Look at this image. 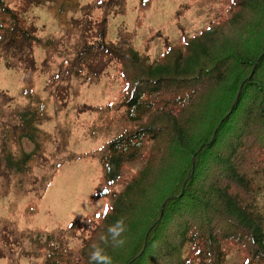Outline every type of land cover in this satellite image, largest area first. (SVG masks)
I'll use <instances>...</instances> for the list:
<instances>
[{
    "label": "trees",
    "instance_id": "trees-1",
    "mask_svg": "<svg viewBox=\"0 0 264 264\" xmlns=\"http://www.w3.org/2000/svg\"><path fill=\"white\" fill-rule=\"evenodd\" d=\"M63 1L0 0V12L6 16L0 22V58L9 65L13 61L15 68L23 70L29 86L38 70L35 46L48 51L57 44L54 36L39 38L25 24L23 14L30 6L55 9L62 27L74 34L70 55L60 61L56 71L51 68L59 80L69 82L76 77L82 82H94L114 59L127 57L108 43L103 20L98 22L92 38L84 40L83 33L90 28L85 18L90 16L92 6L76 4L83 11L81 18L65 19ZM235 4L237 8L222 26L206 27L184 46L176 47L174 56H166L161 62L155 60L147 70L142 67L143 73H138L134 84L127 88L120 103L125 116L136 121V126L109 144L116 163L123 165L136 159L149 141L156 143L153 154L162 151L165 141L173 154L188 155L191 161L184 164L181 174L170 179L169 191L159 202V209L146 220L137 221L135 218L142 215L134 210L141 199L128 198L132 194L146 198L142 183L148 181V164L90 226L88 244L86 234L79 237L83 241L74 254V264H89L91 246L101 243L100 237L108 236V226L121 218L127 226L123 238H137L130 241V255L119 263L118 250L108 245L111 241L106 237L104 247L108 251H104L114 257L112 264H264V48L251 54L244 49L249 48L246 37L264 20V0H236ZM115 5L123 11L125 0H117ZM250 13L259 18L253 21L256 24L245 25L249 33L243 44L220 48L216 41L220 28L225 23H241ZM57 49L63 50L60 45ZM127 55L137 62L138 52L131 45ZM173 58L175 61L168 63ZM63 88L65 85L55 86L57 97L64 96L58 93ZM234 92L237 95L233 98ZM12 99L8 93L0 92V109H4L0 111V191L4 195L25 189L33 193L41 185L44 190L50 182H43L33 166L50 140V135L42 134L38 128L37 114L45 115V102L37 98L44 105L38 109L31 100L21 105L10 103ZM5 100L7 103L2 104ZM213 101L216 115L209 129L194 131ZM189 122L195 124L189 126ZM25 140L34 144L31 152L25 150ZM148 154L149 150L146 160ZM45 160L48 162V158ZM19 233L25 237L27 231L21 229ZM233 247L248 250V256L228 262ZM24 251L32 260L33 252ZM34 255L37 256L35 252ZM64 255L52 247L46 264H58Z\"/></svg>",
    "mask_w": 264,
    "mask_h": 264
},
{
    "label": "rangeland",
    "instance_id": "rangeland-1",
    "mask_svg": "<svg viewBox=\"0 0 264 264\" xmlns=\"http://www.w3.org/2000/svg\"><path fill=\"white\" fill-rule=\"evenodd\" d=\"M116 2L64 0L62 3L65 19L81 18L83 11L76 4L91 5L90 16L85 18L90 28L83 33V39L89 41L97 31L98 22L103 20L108 43L127 56L121 60L114 59L100 79L94 82H82L76 77L66 82L53 75L60 61L70 55L69 48L74 37L72 32L62 27L60 15L55 9L30 6L23 14L25 24L33 28L35 36L42 39L54 36L57 40V44L48 51L41 45L35 46L33 55L38 70L30 80L32 86L26 82L25 72L13 66V61L9 65L0 58V92L12 96L10 103L23 105L31 100V104L38 109L44 105L37 98L43 100L45 115L37 114L38 128L42 134L50 135V140L41 150V157L33 166L34 173L43 182L49 180L48 186L42 190L41 185L33 193L25 189L4 195L0 191V264H46L45 259L51 258L49 252L52 247L65 253L58 264H74V254L83 241L79 237L90 233V226L110 208L115 196L148 164L151 165L146 169L148 181L142 183L146 198L138 194L128 198L141 199L134 210L135 214L142 215L135 218L137 221L146 220L149 214L159 209V202L169 191L170 179L181 174L184 164L191 161L188 155L173 154L165 141H162V151L153 154L151 151L156 143L149 141L148 147H143L136 159L125 161L123 165L117 164L112 158L109 144L125 130L136 126V121L125 116V108L120 102L129 90L127 88L134 84L135 76L143 73L142 67L147 70L155 60L161 62L165 61L163 58L166 56H174L176 47L184 46L189 38L206 27L222 26L237 8L236 0H125L123 11L116 8ZM3 17L6 16L0 12V22H4ZM258 18V14L250 13L241 23H225L216 40L220 48L238 42L242 45L249 33V29L244 30L245 25L256 24L253 21ZM246 39L249 46L244 48L246 54L264 48V20L261 27L258 30L255 28ZM58 45L63 50L57 49ZM130 45L138 52L137 62L127 55ZM11 56L8 59L11 60ZM174 61L175 58L168 63ZM58 85H65L58 91L63 97H57L54 93ZM236 95L234 92L233 98ZM214 101L202 123L197 128L196 125L193 127L194 131L206 132L209 129L212 117L216 115ZM1 103L6 104L7 101ZM194 124L188 123L189 126ZM24 147L31 152L34 144L25 140ZM18 175L25 177L21 172ZM21 229L27 231L25 237L20 235ZM132 237L128 239L125 236V243L114 247L118 250L119 263L130 255V241L137 238L136 235ZM89 238L86 237V244ZM105 245L101 241L91 248L99 246L108 251ZM108 245L112 247L110 242ZM24 250L33 252L32 260ZM246 256L248 250L233 247L229 251L228 262L240 261Z\"/></svg>",
    "mask_w": 264,
    "mask_h": 264
},
{
    "label": "clouds",
    "instance_id": "clouds-1",
    "mask_svg": "<svg viewBox=\"0 0 264 264\" xmlns=\"http://www.w3.org/2000/svg\"><path fill=\"white\" fill-rule=\"evenodd\" d=\"M126 230L127 226L122 218L117 219L113 224L108 226V238H110L113 247H120L125 243L122 234L125 233ZM108 238L102 235L100 240L107 243ZM89 264H112V258L104 251L103 248L93 246V250L89 255Z\"/></svg>",
    "mask_w": 264,
    "mask_h": 264
},
{
    "label": "snow or ice",
    "instance_id": "snow-or-ice-1",
    "mask_svg": "<svg viewBox=\"0 0 264 264\" xmlns=\"http://www.w3.org/2000/svg\"><path fill=\"white\" fill-rule=\"evenodd\" d=\"M105 191H107V190L105 189Z\"/></svg>",
    "mask_w": 264,
    "mask_h": 264
}]
</instances>
